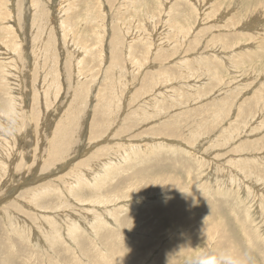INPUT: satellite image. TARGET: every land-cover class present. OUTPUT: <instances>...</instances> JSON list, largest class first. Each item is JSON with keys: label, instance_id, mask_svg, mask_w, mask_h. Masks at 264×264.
I'll return each instance as SVG.
<instances>
[{"label": "rangeland", "instance_id": "374dc122", "mask_svg": "<svg viewBox=\"0 0 264 264\" xmlns=\"http://www.w3.org/2000/svg\"><path fill=\"white\" fill-rule=\"evenodd\" d=\"M0 1V264H264V0Z\"/></svg>", "mask_w": 264, "mask_h": 264}, {"label": "bare ground", "instance_id": "6f19581e", "mask_svg": "<svg viewBox=\"0 0 264 264\" xmlns=\"http://www.w3.org/2000/svg\"><path fill=\"white\" fill-rule=\"evenodd\" d=\"M234 1V0H233ZM3 2H5L4 0H3ZM156 2V1H155ZM169 2H170V0H169ZM0 3H1V1H0ZM189 3V2H188ZM192 3V2H191ZM4 4V3H3ZM64 5H65V3H63ZM155 4V3H154ZM157 4V3H156ZM194 4H196V3H194ZM39 5V4H38ZM9 6V5H8ZM68 6V5H67ZM1 7V6H0ZM2 8V7H1ZM0 8V9H1ZM7 8V5H6V7H5V9ZM62 8V7H61ZM7 10H9L8 8H7ZM60 10V9H59ZM63 10V9H62ZM60 11V13L63 15L64 14V12L66 13L67 12V10H66V8L63 10V11ZM66 10V11H65ZM194 10H197V9H194ZM20 12H21V10H19ZM5 12V11H4ZM3 12V13H4ZM9 12V11H8ZM18 13V12H17ZM194 13H195V11H194ZM4 14H6V13H4ZM4 14H2V12H1V16L2 15H4ZM18 15V14H17ZM181 15V14H180ZM206 15V14H205ZM39 16V15H38ZM177 16H179V15H177ZM191 16H193L192 14H191ZM7 17V16H6ZM150 18V17H149ZM190 18V17H189ZM193 18V17H192ZM0 19H2V23H3V21H6V19H8V18H4L3 19V16L2 17H0ZM224 19V18H223ZM91 20V19H90ZM156 20V19H155ZM243 20V19H242ZM67 21H62V23H60V25L62 26H64V23H66ZM156 22V21H155ZM34 23V22H33ZM46 22H44V24H45ZM71 23V22H70ZM103 23V22H102ZM101 23V24H102ZM246 23V22H245ZM100 24V25H101ZM67 25V24H66ZM65 25V26H66ZM68 27H70V24H69V26ZM67 26L65 27L66 28V30H67V28H68ZM62 29V28H61ZM102 31V30H101ZM141 31V30H140ZM151 31V30H150ZM12 33L13 34V32H12V30L10 29V27H8L7 28V34H9V33ZM68 32V31H67ZM152 32V31H151ZM38 33V32H37ZM66 33V32H65ZM182 33V32H181ZM146 34V33H145ZM152 34V33H151ZM210 34V33H209ZM17 35V34H16ZM197 35V34H196ZM146 36V35H145ZM65 37V36H64ZM217 38V37H216ZM120 39V38H119ZM139 39V38H138ZM39 40V39H38ZM154 40V39H153ZM36 41V40H35ZM40 41V40H39ZM42 41V40H41ZM155 42V41H154ZM41 43H43V42H41ZM40 43V44H41ZM117 43V42H116ZM162 43V42H161ZM181 43V42H180ZM35 44V43H34ZM45 44V43H44ZM261 44V43H260ZM11 45H14L13 46V48H14V50H17V49H19V45L17 46V43L15 44V42L13 41V42H11ZM46 45H48V44H46ZM112 45V44H111ZM118 45V44H117ZM236 46V45H235ZM6 47V46H5ZM50 47V46H49ZM229 47V46H228ZM232 47V46H231ZM45 48V47H44ZM32 49H34V48H32ZM31 49V50H32ZM38 49V48H37ZM48 49V48H47ZM223 49V48H222ZM46 50V49H45ZM216 50V49H215ZM249 50V49H248ZM48 51V50H47ZM106 51V50H105ZM156 51V50H155ZM165 51V50H164ZM221 51V50H220ZM33 52V51H32ZM87 52V51H86ZM86 52L84 53V52H82V54H83V56H85V54H86ZM139 52V51H138ZM207 52V51H206ZM229 52V51H228ZM76 53H77V51H76ZM107 53V52H106ZM121 53V52H120ZM80 54V53H79ZM89 54V53H88ZM126 54V53H125ZM225 54V53H224ZM215 56V55H214ZM34 57V56H33ZM225 58V57H224ZM212 59V58H211ZM110 60V59H109ZM183 60V59H182ZM189 61V60H188ZM203 61H204V59H203ZM208 61V60H207ZM78 62V61H77ZM216 63V62H215ZM236 63V62H235ZM241 63V62H240ZM80 66H81V64H79ZM234 65V64H233ZM1 66H5V68L7 67V65L5 64V63H3L1 60H0V80H2L3 79V76H1L2 74V72H3V70H2V68H1ZM224 66V65H223ZM230 66V65H229ZM78 67V66H77ZM237 67H239L238 65H237ZM117 69V68H116ZM8 70V69H7ZM161 70V69H160ZM232 70V69H231ZM81 71V70H80ZM180 71V70H179ZM185 71V70H184ZM194 71V70H193ZM5 72V71H4ZM214 71H212V73H213ZM211 73V72H210ZM161 74V73H160ZM168 74V73H167ZM93 75V74H92ZM162 75V74H161ZM140 76V75H139ZM198 77V76H197ZM204 77V76H203ZM5 78V77H4ZM92 78H94V77H92ZM123 78H125L124 76H123ZM172 78V77H171ZM155 79V78H154ZM122 80V79H121ZM176 80V79H175ZM209 80V79H208ZM171 81V80H170ZM198 82V81H197ZM175 84H177V83H175ZM202 84V83H201ZM164 85V84H163ZM158 87V86H157ZM198 87V86H197ZM220 87V86H219ZM172 88V87H171ZM2 89H4V88H2ZM170 89L168 88V91H169ZM174 90H175V88H174ZM173 90V91H174ZM201 90V89H200ZM205 91V90H204ZM175 92V91H174ZM235 92V91H234ZM256 93V92H255ZM262 93V92H261ZM165 94V93H164ZM211 94V93H210ZM172 95V94H171ZM205 95V94H204ZM11 97V100H15V97L14 96H10ZM177 98V97H176ZM151 100V99H150ZM245 100V99H244ZM249 101V100H248ZM257 101V100H256ZM216 103V102H215ZM228 103V102H227ZM100 104V103H99ZM158 105V104H157ZM249 105V104H248ZM257 105V104H256ZM264 105V104H263ZM100 106V105H99ZM198 107H200V106H198ZM203 107V106H202ZM262 107V106H261ZM156 108V107H155ZM14 109V107L12 106V105H10V107H9V112H12V110ZM104 109H106V108H104ZM252 109V108H251ZM21 110V109H20ZM200 110V109H199ZM203 111V110H202ZM230 111V110H229ZM227 112V111H226ZM225 112V113H226ZM245 112V111H244ZM236 113V112H235ZM223 114V113H222ZM247 114V113H246ZM216 116V115H215ZM263 116V115H262ZM194 118V117H193ZM218 118V117H217ZM263 120V119H262ZM217 122V121H216ZM237 122V121H236ZM264 122V121H263ZM221 123V122H220ZM243 123V122H242ZM196 125V124H195ZM246 125V124H245ZM187 127V126H186ZM189 127V126H188ZM204 127V126H203ZM207 127H208V125H207ZM255 127H257V126H255ZM257 129V128H256ZM262 129V128H261ZM189 131V130H188ZM175 132V131H174ZM188 133V132H187ZM209 133V132H208ZM227 133H229V132H227ZM251 133V132H250ZM181 134V133H180ZM200 135V134H199ZM203 135V134H202ZM209 135V134H208ZM167 136V135H166ZM201 136V135H200ZM231 136V135H230ZM176 137V136H175ZM193 137V136H192ZM238 138V137H237ZM240 138V137H239ZM107 140V139H106ZM185 140V139H184ZM224 140V139H223ZM197 141V140H196ZM189 142V141H188ZM244 142V141H243ZM250 142V141H249ZM251 142H252V140H251ZM254 142V141H253ZM107 143V142H106ZM160 143V142H159ZM216 143V142H215ZM222 143V142H221ZM125 145H126V143H124ZM240 144V143H239ZM251 144V143H250ZM122 145V144H121ZM224 146V145H223ZM260 146V145H259ZM262 146V145H261ZM157 147V146H156ZM245 147H246V145H245ZM249 147V146H248ZM166 148V147H165ZM172 148V147H171ZM243 148V147H242ZM247 148V147H246ZM174 149V148H173ZM172 149V150H173ZM252 149V148H251ZM55 150V149H54ZM54 153V152H53ZM177 153V152H176ZM2 154V153H1ZM57 154V153H56ZM189 154V153H188ZM242 154V153H241ZM2 157V156H1ZM205 157V156H204ZM4 158V157H3ZM238 158V157H237ZM34 159V158H33ZM54 159V158H53ZM244 160V159H243ZM1 161H3V160H1ZM104 161V160H103ZM179 161V160H178ZM72 162V161H71ZM74 162V161H73ZM183 162V161H182ZM102 163V162H101ZM101 163H99V172H101V175L102 176H106L107 175V171L104 173L103 171H102V169L103 168H107L106 166V163H108V162H103L102 164ZM178 163H180V161L178 162ZM51 164V163H50ZM58 164V163H57ZM69 164V163H68ZM162 164V163H161ZM240 164V163H239ZM246 164V163H245ZM65 165H67L66 163H65ZM106 165V166H105ZM179 165V164H178ZM182 165V164H181ZM19 166V165H18ZM52 166V165H51ZM239 166V165H238ZM242 166V165H241ZM240 166V167H241ZM3 168V167H2ZM20 168V167H19ZM0 169H1V167H0ZM61 169H63V167L61 168ZM70 169V168H69ZM66 170H68V169H66ZM227 170V169H226ZM142 171V170H141ZM223 171V170H222ZM2 172V171H1ZM188 172H190V171H188ZM4 173V172H3ZM61 173V172H60ZM87 173V172H86ZM260 173V172H259ZM230 174V173H229ZM246 174V173H245ZM254 174V173H253ZM0 177H2V176H0ZM79 178V177H78ZM2 179V178H1ZM44 179V178H43ZM55 180V179H54ZM57 181V180H56ZM252 181V180H251ZM98 184H96V185H94L92 188H93V190H95V191H98L100 188H101V184H103L104 182L102 181V182H97ZM25 184H27V183H25ZM24 184V185H25ZM80 183H78V182H71V183H69V189H70V195H72V196H78L77 194V192L75 193V195H74V189H77V190H79V189H81V185L82 184H80ZM84 185V184H83ZM261 185V184H260ZM85 186H86V183H85ZM260 187V186H259ZM103 188V187H102ZM255 188V187H254ZM77 190H75V191H77ZM258 190V189H257ZM36 192H37V190H36ZM225 192V191H224ZM217 193V192H216ZM247 193V192H246ZM255 193V192H254ZM257 193V192H256ZM37 194V193H36ZM40 194V193H39ZM95 195V197L100 201L101 199H100V197H99V195H97V194H94ZM101 195V194H100ZM230 195V194H229ZM263 195V194H262ZM261 195V196H262ZM217 196V195H216ZM33 197V196H32ZM31 197V198H32ZM128 197V196H127ZM259 197V196H258ZM37 198V197H36ZM41 198V197H40ZM129 198V197H128ZM264 198V197H263ZM79 199V198H78ZM238 200V199H237ZM224 201V200H223ZM229 201V200H228ZM251 201V200H250ZM228 203V202H227ZM231 203V202H230ZM252 203V202H251ZM251 208H252V206H248L247 207V210H245V211H247V215L249 214V213H251ZM232 211V210H231ZM219 217V216H218ZM245 217H246V215H245ZM97 218V217H96ZM228 218V217H227ZM234 218V217H233ZM249 220V219H248ZM91 222H93V224L94 223H96L95 222V220L93 219ZM252 223V222H251ZM264 223V222H263ZM80 225V224H79ZM85 225V224H84ZM97 225V224H96ZM96 225H92L93 227H92V230H91V233H93L95 230H96ZM90 226V225H89ZM55 228V227H54ZM53 229V228H52ZM77 229V226L75 225V224H73L72 225V228L70 229V231H71V233L70 234H74V230H76ZM81 229V228H80ZM86 229V228H85ZM58 230V229H57ZM52 231V230H51ZM60 232V231H59ZM87 231H85L84 233H86ZM139 232V231H138ZM57 233V231L54 233V234H56ZM82 233V232H81ZM19 234V233H18ZM68 234V233H67ZM51 235V234H50ZM52 235H53V233H52ZM51 235V236H52ZM144 235V234H143ZM147 235V234H146ZM249 235V234H248ZM247 235V236H248ZM112 236V235H111ZM140 236V235H139ZM227 236H229V235H227ZM50 237V236H49ZM53 237V236H52ZM57 237H58V235H57ZM59 237H60V233H59ZM53 239H55V237L53 238ZM253 239V238H252ZM9 240V239H8ZM57 240V239H56ZM110 240V239H109ZM54 241V240H53ZM60 241V240H59ZM106 242H107V240H106ZM117 242V241H116ZM118 243V242H117ZM252 243V242H251ZM112 244H114V243H112ZM96 246V245H95ZM114 246V245H113ZM232 246V245H231ZM252 246V245H251ZM11 247V246H10ZM12 248V247H11ZM73 248V247H72ZM117 248V247H116ZM159 248V247H158ZM102 249V248H101ZM104 250V249H103ZM102 250V251H103ZM112 250H114V248L113 249H111L110 251L112 252ZM154 251H156V250H154ZM103 252H105V250L103 251ZM105 254V253H104ZM108 254V253H107ZM112 255L114 254V253H111ZM110 255V254H109ZM104 256V255H103ZM102 259V258H101ZM104 259V258H103ZM112 260H113V258H112ZM13 264V263H12Z\"/></svg>", "mask_w": 264, "mask_h": 264}, {"label": "clouds", "instance_id": "9594fccd", "mask_svg": "<svg viewBox=\"0 0 264 264\" xmlns=\"http://www.w3.org/2000/svg\"><path fill=\"white\" fill-rule=\"evenodd\" d=\"M185 264H241V260L228 250L200 249L187 258Z\"/></svg>", "mask_w": 264, "mask_h": 264}]
</instances>
